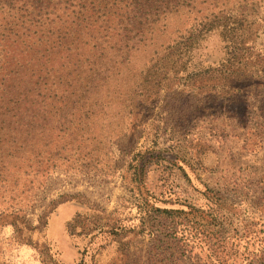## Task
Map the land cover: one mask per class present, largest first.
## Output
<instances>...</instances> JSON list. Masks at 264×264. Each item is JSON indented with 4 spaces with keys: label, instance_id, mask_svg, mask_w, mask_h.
Listing matches in <instances>:
<instances>
[{
    "label": "rangeland",
    "instance_id": "obj_1",
    "mask_svg": "<svg viewBox=\"0 0 264 264\" xmlns=\"http://www.w3.org/2000/svg\"><path fill=\"white\" fill-rule=\"evenodd\" d=\"M206 17L215 28L190 27ZM124 49L107 87L149 95V116L127 100L88 115L56 99L32 116L0 108V218L47 219L34 244L0 222V264H264V0H199Z\"/></svg>",
    "mask_w": 264,
    "mask_h": 264
},
{
    "label": "trees",
    "instance_id": "obj_2",
    "mask_svg": "<svg viewBox=\"0 0 264 264\" xmlns=\"http://www.w3.org/2000/svg\"><path fill=\"white\" fill-rule=\"evenodd\" d=\"M198 1L0 0V108L6 110L4 112H12L13 116L23 112H30L32 116L46 109L48 101L56 99L58 102L52 108L82 109L88 115L98 106L107 112L114 111L127 100L125 106L131 113L143 111V115L149 116L154 100L149 101V95L144 100L136 99L133 90L110 92L107 87L109 80L121 71L117 67L109 68L108 64L127 60L128 51L124 48H128L130 43L153 30L169 15L183 9H195ZM200 11L198 9L197 12ZM204 20L207 17L197 19L190 27H200L203 23L207 31L215 28L212 20ZM194 34L192 30L188 40L193 39ZM195 40L193 42L196 43ZM113 105L115 107L111 108ZM131 120L125 136L117 133L118 138L127 137L126 147H132L137 140L135 129L138 120ZM4 122L0 119V125ZM14 122L17 124L21 119L16 118ZM29 122H33V118ZM17 135L12 131L11 147L18 150L23 143ZM136 160L133 154L128 169H133L132 181L140 182L143 166ZM23 162H27L25 158ZM36 162L41 164L40 160ZM10 164L13 165L7 162L8 166ZM154 209L167 216L175 211L161 207ZM80 215L77 213L68 223L70 229L79 222ZM38 221L34 224L25 213L15 210L0 218L1 225L13 226L17 242L28 244H34V234L47 225L44 215H40ZM42 246L47 256L51 253L54 256L49 242L45 241ZM82 261L81 258L71 264H82Z\"/></svg>",
    "mask_w": 264,
    "mask_h": 264
}]
</instances>
